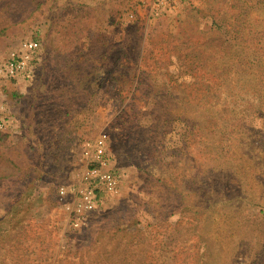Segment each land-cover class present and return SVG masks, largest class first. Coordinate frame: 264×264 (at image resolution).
<instances>
[{
    "label": "rangeland",
    "instance_id": "1",
    "mask_svg": "<svg viewBox=\"0 0 264 264\" xmlns=\"http://www.w3.org/2000/svg\"><path fill=\"white\" fill-rule=\"evenodd\" d=\"M27 40L33 77L0 83V264H264V0H0V60ZM103 133L122 187L76 229L59 190Z\"/></svg>",
    "mask_w": 264,
    "mask_h": 264
},
{
    "label": "built area",
    "instance_id": "2",
    "mask_svg": "<svg viewBox=\"0 0 264 264\" xmlns=\"http://www.w3.org/2000/svg\"><path fill=\"white\" fill-rule=\"evenodd\" d=\"M179 1L153 0V3L157 8L169 9ZM37 59V43L33 40L25 41L0 60V83L31 80ZM2 127L4 124L0 122V128ZM82 155L81 172L74 182L59 190L68 222L76 229L87 224L90 214L99 208L103 196H116L120 193L123 177L119 171L110 169L106 133L87 141Z\"/></svg>",
    "mask_w": 264,
    "mask_h": 264
},
{
    "label": "trees",
    "instance_id": "3",
    "mask_svg": "<svg viewBox=\"0 0 264 264\" xmlns=\"http://www.w3.org/2000/svg\"><path fill=\"white\" fill-rule=\"evenodd\" d=\"M145 71L146 70H144L142 72V75H144L146 73ZM129 227H131V226H129ZM116 231L117 230L113 229V228L108 229V232H109L108 239H106V235H105L106 232L103 233V234L96 235L94 240H93V242H92L93 247H96L97 245L103 244V243H104V247H106L107 245H112L114 237L116 235L115 234ZM128 244H131V241ZM127 249L132 250V245L130 247H128ZM83 250H84L83 251V255H88L89 254V249L88 248L87 249L83 248ZM85 250H87V251H85ZM116 253H118V252L116 251L115 247L112 246L109 249H105L103 251V254H101V255H98L96 253V255L94 257L95 258L102 257L101 262H103V263L111 262L112 264H131V258H130L131 254H129L127 252H124L122 254H119V253L116 254Z\"/></svg>",
    "mask_w": 264,
    "mask_h": 264
}]
</instances>
